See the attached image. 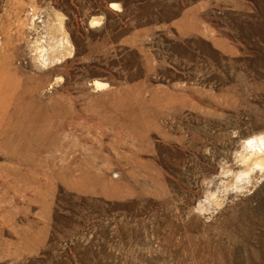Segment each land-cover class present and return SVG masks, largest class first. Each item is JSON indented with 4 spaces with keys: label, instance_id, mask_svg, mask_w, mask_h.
I'll use <instances>...</instances> for the list:
<instances>
[{
    "label": "rangeland",
    "instance_id": "obj_1",
    "mask_svg": "<svg viewBox=\"0 0 264 264\" xmlns=\"http://www.w3.org/2000/svg\"><path fill=\"white\" fill-rule=\"evenodd\" d=\"M0 264H264V0H0Z\"/></svg>",
    "mask_w": 264,
    "mask_h": 264
},
{
    "label": "bare ground",
    "instance_id": "obj_2",
    "mask_svg": "<svg viewBox=\"0 0 264 264\" xmlns=\"http://www.w3.org/2000/svg\"><path fill=\"white\" fill-rule=\"evenodd\" d=\"M94 83V82H93ZM95 85L98 87V86H100L101 87V84H100V82L98 81H95Z\"/></svg>",
    "mask_w": 264,
    "mask_h": 264
}]
</instances>
